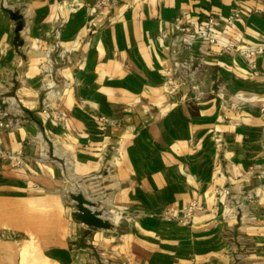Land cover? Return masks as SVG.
Here are the masks:
<instances>
[{
	"label": "crops",
	"instance_id": "crops-1",
	"mask_svg": "<svg viewBox=\"0 0 264 264\" xmlns=\"http://www.w3.org/2000/svg\"><path fill=\"white\" fill-rule=\"evenodd\" d=\"M208 16L217 43L186 48L174 26ZM261 44L264 0H0V264H264V54L241 55ZM188 56L196 96L164 84ZM75 194L108 229L75 219ZM189 201L188 224L163 219Z\"/></svg>",
	"mask_w": 264,
	"mask_h": 264
},
{
	"label": "built area",
	"instance_id": "built-area-1",
	"mask_svg": "<svg viewBox=\"0 0 264 264\" xmlns=\"http://www.w3.org/2000/svg\"><path fill=\"white\" fill-rule=\"evenodd\" d=\"M95 6L97 8H102L107 5V0H94ZM238 15L236 13L227 16L224 19L225 24L231 25ZM216 20L212 16H208L201 21H197L193 26H181L175 25L174 29L180 34V37L183 39V45L186 48H190L192 44L198 42L201 44L213 45L217 43L216 31H215ZM233 49V45L230 43L220 45L219 50L222 52H229ZM58 50V46L53 44L48 50L44 53L43 63L39 66V76L41 80V112L47 113L51 119L57 120L58 114L50 107L51 99H58L61 97L63 89L66 88V83L59 81L57 76L61 65L59 62L51 57V54ZM200 54L204 53L199 51ZM66 50H63L62 55L59 60L64 58ZM264 54V44L257 45L254 48L246 49L242 52L244 59L248 61V65L253 57ZM61 61V60H60ZM194 58L188 56L186 60L177 62L175 65L167 67L163 70L164 72V84L171 88L172 90H177L181 86H188L189 90L196 95H199L198 84L194 80V75L197 71L198 64H195ZM8 121L6 120V114L0 112V129L6 128L8 126ZM16 155H19L17 152ZM0 156L6 158V155L0 152ZM8 157V156H7ZM12 166H18L20 164L18 159L11 161ZM223 195L228 196L229 193L227 190L221 191ZM234 207H238V202H233ZM223 207H227L225 203ZM201 210L195 201H189L184 206L180 208L166 207L162 212V217L165 221L175 222L177 224H188L194 214Z\"/></svg>",
	"mask_w": 264,
	"mask_h": 264
},
{
	"label": "water",
	"instance_id": "water-1",
	"mask_svg": "<svg viewBox=\"0 0 264 264\" xmlns=\"http://www.w3.org/2000/svg\"><path fill=\"white\" fill-rule=\"evenodd\" d=\"M71 201L75 203V209L77 211L75 219L80 223L97 229L109 228L107 221L102 220L99 216L100 214L97 211L91 210L93 205L83 199L81 195H72Z\"/></svg>",
	"mask_w": 264,
	"mask_h": 264
}]
</instances>
